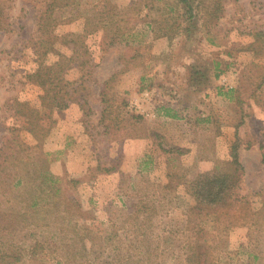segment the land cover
<instances>
[{
    "label": "rangeland",
    "instance_id": "374dc122",
    "mask_svg": "<svg viewBox=\"0 0 264 264\" xmlns=\"http://www.w3.org/2000/svg\"><path fill=\"white\" fill-rule=\"evenodd\" d=\"M0 264H264V0H0Z\"/></svg>",
    "mask_w": 264,
    "mask_h": 264
},
{
    "label": "trees",
    "instance_id": "16d2710c",
    "mask_svg": "<svg viewBox=\"0 0 264 264\" xmlns=\"http://www.w3.org/2000/svg\"><path fill=\"white\" fill-rule=\"evenodd\" d=\"M61 1L62 0H59V2ZM45 26H46V23L44 21L42 25L40 24L38 26V29H41V27L45 28ZM189 30L191 29L189 28ZM43 69L46 71L44 72ZM49 74H50L49 70H47L44 67H42V69L36 73L39 79L38 85H40L44 90V94L41 96V99L45 100V97H47L48 102L51 103L55 109L65 108L67 104L61 101V99L49 97V92L51 91V88L49 86L53 84V80L55 78L53 76L50 79V77L48 76ZM57 82H58V79H57ZM230 156H231L230 162L234 165V169H232V175H228L226 173H217V174L204 173V174H200L196 182L193 184L194 189L192 192L199 205L208 206L211 209L215 206H219L225 203L228 193L231 192V189L236 184V181H237L236 177H238L236 171L242 170L239 160H238V143L237 142H235L231 146ZM11 157L12 156H10V158ZM2 162H7V164L13 163L12 160L6 159V158L3 159ZM19 162L21 164H24L25 159H19ZM5 181L7 182V184L8 183L10 184V182L13 181V177L10 178V176H7ZM10 262L11 261H9V263Z\"/></svg>",
    "mask_w": 264,
    "mask_h": 264
}]
</instances>
